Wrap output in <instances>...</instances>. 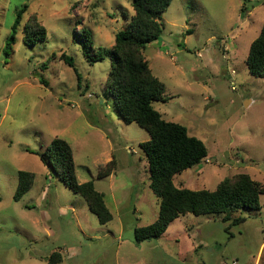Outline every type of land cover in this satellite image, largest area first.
Here are the masks:
<instances>
[{"label":"rangeland","instance_id":"rangeland-1","mask_svg":"<svg viewBox=\"0 0 264 264\" xmlns=\"http://www.w3.org/2000/svg\"><path fill=\"white\" fill-rule=\"evenodd\" d=\"M130 3L0 0V264H46L53 252L60 253V264H264V194L260 210L232 216L244 219L238 226L222 215L187 214L159 239L134 242V229L158 214L139 148L149 136L124 123L104 91L110 58L89 63L76 38L90 31L94 47H112L133 15ZM241 6L242 0H173L161 14L159 40L143 50L167 99L153 108L207 149L199 165L175 175L177 187L213 191L237 173L264 186V78L250 75L245 63L264 24V0H246L244 15ZM32 18L46 39L26 46L23 28ZM62 54L73 59L77 74ZM54 138L71 145L77 181H92L104 195L112 216L106 225H98L49 166L25 152H42ZM112 157L115 172L98 178ZM18 171L33 174L34 181L15 202Z\"/></svg>","mask_w":264,"mask_h":264},{"label":"trees","instance_id":"trees-1","mask_svg":"<svg viewBox=\"0 0 264 264\" xmlns=\"http://www.w3.org/2000/svg\"><path fill=\"white\" fill-rule=\"evenodd\" d=\"M172 1L131 0L133 15L128 27L115 34L110 48L94 47L90 31L76 33L89 63L110 58L104 91L112 99L122 121L126 124L135 123L149 136V140L140 143L139 148L146 158L149 188L157 199L158 214L151 224L134 229L135 243L159 239L174 220L187 214L222 215L224 222L230 221V226H238L244 219L232 216L241 209L260 210L259 198L264 194V186L242 173L224 178L213 191L189 190L173 184L175 175L199 165L207 158V149L202 141L190 136L184 126L163 120L152 106L154 102H165L167 99L164 85L152 74L143 50L159 40L163 31L161 14ZM245 1L242 0L241 15L247 11ZM26 10L24 6L16 14L11 35L3 49L5 56L12 50ZM31 20L33 24L23 28L22 43L26 46H33L46 39L44 28L38 26L34 18ZM61 58L77 74L73 59L64 54ZM245 63L250 75L264 78V24L258 36L250 43ZM41 68L46 69V65L43 64ZM40 82L46 85L45 81ZM25 152L35 155L43 165L49 166L65 186L81 197L99 225L111 221L112 216L104 204V195L95 190L93 182L77 181L73 150L67 141L54 138L42 152L29 149H25ZM115 169L116 161L112 157L97 176L108 177ZM33 181V174L17 172V187L13 195L15 202L29 191ZM61 261L60 253L53 252L46 264H60Z\"/></svg>","mask_w":264,"mask_h":264},{"label":"crops","instance_id":"crops-1","mask_svg":"<svg viewBox=\"0 0 264 264\" xmlns=\"http://www.w3.org/2000/svg\"><path fill=\"white\" fill-rule=\"evenodd\" d=\"M260 29H261V28H260ZM259 32H260V31H259ZM249 46H250V45H249ZM225 50H226V52H228L226 47H225ZM98 225H99V224H98ZM101 227H102V226H101ZM167 229H168V228H167ZM166 231H167V230H166Z\"/></svg>","mask_w":264,"mask_h":264},{"label":"built area","instance_id":"built-area-1","mask_svg":"<svg viewBox=\"0 0 264 264\" xmlns=\"http://www.w3.org/2000/svg\"><path fill=\"white\" fill-rule=\"evenodd\" d=\"M208 162V161H207ZM233 264H236V263H233Z\"/></svg>","mask_w":264,"mask_h":264}]
</instances>
